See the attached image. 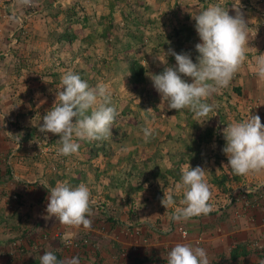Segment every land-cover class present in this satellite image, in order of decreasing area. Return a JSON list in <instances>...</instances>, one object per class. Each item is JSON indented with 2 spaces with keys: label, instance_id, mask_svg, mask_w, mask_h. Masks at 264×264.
<instances>
[{
  "label": "rangeland",
  "instance_id": "1",
  "mask_svg": "<svg viewBox=\"0 0 264 264\" xmlns=\"http://www.w3.org/2000/svg\"><path fill=\"white\" fill-rule=\"evenodd\" d=\"M212 4H220L233 16V7L241 6L248 22V45L246 59L229 86L207 101L216 106L214 111L198 119L188 109L169 111L161 105L149 75L164 70L157 56L175 66L174 56L166 55L169 49L190 53L196 62L200 39L192 16ZM261 54L264 0H0V114H10L7 126L16 138L24 137L40 149L42 178L49 180L47 165L53 164L57 181L70 179L67 174L79 171L74 156L109 166L106 174L114 177L119 175L116 167L130 166L132 181L121 188L132 189V210L139 206L134 198L143 196L147 206H161L164 194H172L179 209L184 207L182 169L200 166L212 193L208 203L221 208L235 194L244 196L236 192L249 185L240 186L242 176L227 165L222 129L251 114L259 115L264 124V80L255 78V61ZM134 60L145 66L146 79L132 85ZM68 71L91 86L108 85L119 114L109 139L78 141L77 153L64 156L58 152L59 136L43 134L38 127ZM145 127L153 130L148 142ZM96 169L100 168L88 169L95 181ZM116 190L113 181L103 179L95 192L101 199H91L102 206L117 196Z\"/></svg>",
  "mask_w": 264,
  "mask_h": 264
},
{
  "label": "crops",
  "instance_id": "2",
  "mask_svg": "<svg viewBox=\"0 0 264 264\" xmlns=\"http://www.w3.org/2000/svg\"><path fill=\"white\" fill-rule=\"evenodd\" d=\"M255 78L260 79L257 75ZM3 113L4 116L0 114V264H40V256L46 251L53 252L61 261L79 256L80 264H167V253L178 242L205 249L210 264L264 261L262 190L240 198L235 194L231 203L221 208L211 206L213 210L207 216L174 221L177 206L172 209L154 203L147 206L143 196L134 198L139 200L135 204L142 208L132 210V189L124 192L121 188L126 182L131 183L132 167L124 170L116 167L119 175L114 177L106 174L109 166L93 164L83 157L84 160L78 161L74 156L73 164L79 171L67 174L70 179L65 181H70L73 187L83 183L92 199H101L95 192L103 179H110L117 186V196L102 206L92 200L90 229L64 226L55 218L46 217L48 190L41 183L56 185V167L47 165L49 180L42 178L40 149L27 139L18 143L24 137L10 136L8 132H12L7 126L10 114ZM92 166L100 168L95 171L96 181L88 170ZM241 178L240 186L242 183L249 184L250 189L264 186V170ZM251 183H255L252 188ZM144 193L146 197L148 191Z\"/></svg>",
  "mask_w": 264,
  "mask_h": 264
},
{
  "label": "clouds",
  "instance_id": "3",
  "mask_svg": "<svg viewBox=\"0 0 264 264\" xmlns=\"http://www.w3.org/2000/svg\"><path fill=\"white\" fill-rule=\"evenodd\" d=\"M233 9L234 16L220 4H212L192 16L200 39V43L195 45L198 53L196 62L190 53L178 54L172 49L165 53L174 56L175 66H168L167 62L155 57L165 67L161 73L149 76L161 97V105L169 111L188 109L198 119L208 118L214 111L216 106L207 101L229 86L246 59L248 22L240 5ZM255 70L256 75L264 80V54L256 57ZM185 78H191V82ZM118 114L108 85L98 83L91 86L80 75L68 71L61 76L53 106L43 115L38 130L59 136L61 146L58 152L68 156L77 153L78 141L109 139ZM142 131L145 142H148L153 130L145 127ZM222 135L225 140L222 152L235 175L245 176L264 170V124L259 115L251 114L246 120L228 123L222 129ZM205 176L206 170L200 166L193 168L188 165L182 169L181 186L184 191L181 203L184 207L176 210L172 217L174 221L207 216L213 210L208 203L212 193ZM41 185L48 190L46 217L55 218L68 227L91 228L89 217L93 201L85 184L73 187L67 181H58L54 187L47 183ZM160 203L166 209L173 207L175 200L172 194H164ZM40 264H80V258L73 256L61 261L53 252L46 251L40 256ZM167 264H210V261L205 249L178 242L167 253Z\"/></svg>",
  "mask_w": 264,
  "mask_h": 264
},
{
  "label": "trees",
  "instance_id": "4",
  "mask_svg": "<svg viewBox=\"0 0 264 264\" xmlns=\"http://www.w3.org/2000/svg\"><path fill=\"white\" fill-rule=\"evenodd\" d=\"M130 73H131L132 85L143 83L146 79V68L144 65L141 64V62H138L137 60H134L132 62ZM18 142L21 144L23 143V140L22 141L18 140ZM57 259L61 260L60 258H57Z\"/></svg>",
  "mask_w": 264,
  "mask_h": 264
},
{
  "label": "built area",
  "instance_id": "5",
  "mask_svg": "<svg viewBox=\"0 0 264 264\" xmlns=\"http://www.w3.org/2000/svg\"><path fill=\"white\" fill-rule=\"evenodd\" d=\"M19 143V142H18ZM256 190L257 191H264V186L263 187H260V188H252V189H250V188H244V189H242L241 191L240 190H238L237 191V193H242V194H247V193H254V192H256ZM229 201H230V203L233 201V197H231L230 199H229ZM183 233V235H187V231H184V232H182Z\"/></svg>",
  "mask_w": 264,
  "mask_h": 264
}]
</instances>
